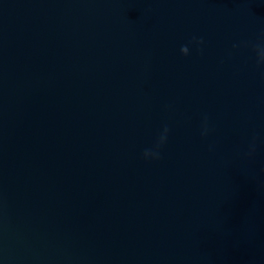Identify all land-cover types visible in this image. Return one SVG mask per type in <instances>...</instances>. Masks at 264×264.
I'll return each mask as SVG.
<instances>
[{"label": "water", "instance_id": "water-1", "mask_svg": "<svg viewBox=\"0 0 264 264\" xmlns=\"http://www.w3.org/2000/svg\"><path fill=\"white\" fill-rule=\"evenodd\" d=\"M262 37L264 0H0V264H264Z\"/></svg>", "mask_w": 264, "mask_h": 264}, {"label": "clouds", "instance_id": "clouds-1", "mask_svg": "<svg viewBox=\"0 0 264 264\" xmlns=\"http://www.w3.org/2000/svg\"><path fill=\"white\" fill-rule=\"evenodd\" d=\"M194 45L198 52L202 53L204 40L202 38L197 39L193 37L190 41ZM239 45L234 44L233 48H238ZM244 47L250 48L255 56L257 68L264 69V37L255 42H246ZM180 52L183 56H190V48L188 45H182ZM170 129L167 125H164L162 132L158 135L157 140L151 148H147L143 152V159L145 161H158L161 159V152L164 146L167 144ZM209 134L208 118L205 116L202 122L201 135L207 137ZM256 152V137H253L252 143L249 146V151L247 153L248 157L251 158Z\"/></svg>", "mask_w": 264, "mask_h": 264}]
</instances>
